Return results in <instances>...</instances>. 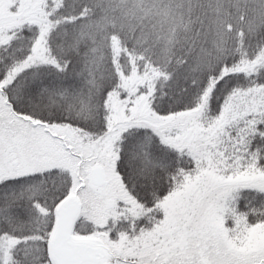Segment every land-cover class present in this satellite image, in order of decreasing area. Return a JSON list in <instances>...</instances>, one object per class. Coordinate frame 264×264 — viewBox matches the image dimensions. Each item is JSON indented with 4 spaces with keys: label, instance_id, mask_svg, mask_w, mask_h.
<instances>
[{
    "label": "trees",
    "instance_id": "obj_1",
    "mask_svg": "<svg viewBox=\"0 0 264 264\" xmlns=\"http://www.w3.org/2000/svg\"><path fill=\"white\" fill-rule=\"evenodd\" d=\"M115 1L121 5L51 0L40 8L42 18L28 12L30 19L0 24V158L34 149L29 140L36 144L28 129L7 121L9 112L46 132L52 149L38 157L26 152L34 167L0 176V264H55V207L75 192L84 160L72 143L97 144L115 130L114 169L126 201L140 211L120 199L114 207L108 202L103 229L114 252L106 250L116 264H151L155 238L134 243L133 236L159 223L160 199L175 186L173 165L187 169L189 161L132 119L120 122L113 108L139 97L157 115H199L217 124L241 92L264 90V0ZM99 19L105 23L97 28ZM231 120L222 136H238L263 157L264 102ZM144 137L153 163L132 149L143 147ZM57 142L66 154L52 147ZM83 203L72 232L94 239L99 216L90 218ZM234 208L248 226L264 223V186L238 188Z\"/></svg>",
    "mask_w": 264,
    "mask_h": 264
},
{
    "label": "rangeland",
    "instance_id": "obj_2",
    "mask_svg": "<svg viewBox=\"0 0 264 264\" xmlns=\"http://www.w3.org/2000/svg\"><path fill=\"white\" fill-rule=\"evenodd\" d=\"M50 1L0 0V24L19 17L30 19L28 12L42 18L40 8L44 9L43 5ZM98 1L99 5L104 2ZM13 5H17L14 12L11 11ZM105 5L121 4L106 0ZM104 23V19H99L94 26L100 28ZM249 90L237 95L234 103H228L217 124L214 121L206 123L199 115H157L143 99L138 100L139 97L134 98L130 107L113 108L120 122L132 119L136 126L156 135L167 148L180 152L183 159L189 161L187 169L181 163L173 165L175 186L160 199L163 214L159 223L133 236L134 243L148 235L151 239L155 238L149 252L152 255L151 264H264V223L248 226L234 208V193L238 188L264 186V155L260 158L256 152L247 150L238 136H222L232 117L247 114L258 103L264 102V90ZM6 119L10 124L21 126L19 129H28L36 137L32 141L36 144H31L29 140L27 146L34 149L24 148L25 151L18 150L10 155L4 152L0 158V176L34 167V164L26 162V152L37 153L38 157L40 153L52 150L48 146L50 136L44 131H33L37 125L31 126L30 121L10 112ZM118 135L119 130H115L97 144L96 141L87 144L79 142L76 146L75 142L72 143L73 150L80 152V157L84 159L80 160L83 162L80 165L82 172L76 181L74 194L81 203L85 202L90 218L99 216L100 230L93 233L90 238L94 239L89 242L102 254L104 264H116L107 252L111 249L114 252L108 247V229H103L109 212L106 205L113 202L114 207L120 199L135 208V212L140 211L137 202L131 200L133 204H130L126 201L127 194L114 169V141ZM143 139L146 141L143 147L132 149L145 155V161L153 163L151 151L147 148L149 140L146 137ZM53 144L52 147L56 146L59 152L65 151L60 143ZM75 160L71 159V162ZM229 218L231 226L226 223ZM122 239L119 235V240ZM10 241H2L4 249Z\"/></svg>",
    "mask_w": 264,
    "mask_h": 264
},
{
    "label": "water",
    "instance_id": "obj_3",
    "mask_svg": "<svg viewBox=\"0 0 264 264\" xmlns=\"http://www.w3.org/2000/svg\"><path fill=\"white\" fill-rule=\"evenodd\" d=\"M81 209L79 198L71 194L56 206V222L50 249L56 264H104L99 251L88 240L74 239L72 227Z\"/></svg>",
    "mask_w": 264,
    "mask_h": 264
}]
</instances>
